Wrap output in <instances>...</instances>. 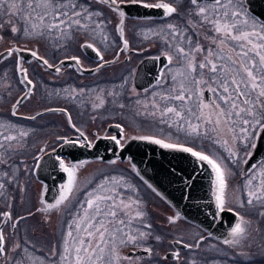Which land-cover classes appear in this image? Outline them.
I'll return each mask as SVG.
<instances>
[{
  "label": "rangeland",
  "instance_id": "obj_1",
  "mask_svg": "<svg viewBox=\"0 0 264 264\" xmlns=\"http://www.w3.org/2000/svg\"><path fill=\"white\" fill-rule=\"evenodd\" d=\"M158 2L163 0L155 4ZM109 9L80 0H0V52L16 44L38 48L51 64L72 55L85 62L84 42L114 53L122 46L117 32L121 18ZM150 20L125 21V37L140 52L134 63H120L110 72L104 70L83 86L73 82V73L63 75L59 82L66 84L64 87L73 91L70 98L78 101L76 106L71 105L77 122L83 128L102 126L100 134L89 133L92 141L108 133V123L116 122L124 125L122 144L134 135H146L185 145L212 159L221 172L222 208L240 214L239 234L223 243L178 217L133 171L129 161L120 160L78 166L73 191L59 208L31 213L40 207L43 191L33 175L35 161L42 154L41 147L48 142L55 145V136L60 134L54 127L58 123L54 114L28 124H15L9 117L24 90L16 74L14 53L0 66L4 92L1 105L6 113L0 119V221L9 208L11 224L16 226L12 235V225L8 229L6 255L0 264H143L144 258L131 257L128 252L146 248L166 253L173 249L176 239L186 242L189 249L178 250V263L165 258L164 264H264V161L242 173L264 127V58L258 76L251 77L252 86L261 88L258 95L247 88L245 96L249 92L252 97L240 101L226 78L213 82V101H208L204 84L187 85L188 70L184 64L175 65L174 49H185L182 37L174 35L168 22L163 25ZM164 51L171 55L166 83L137 91L133 85L137 63L149 54L158 56ZM24 65L36 85L45 73L50 75L36 63ZM228 70L234 69L228 65ZM108 78L113 81L105 83ZM187 93L193 100H186ZM46 107L32 96L19 110L33 114ZM49 123L51 128H47ZM78 201L79 207L73 208Z\"/></svg>",
  "mask_w": 264,
  "mask_h": 264
},
{
  "label": "water",
  "instance_id": "obj_2",
  "mask_svg": "<svg viewBox=\"0 0 264 264\" xmlns=\"http://www.w3.org/2000/svg\"><path fill=\"white\" fill-rule=\"evenodd\" d=\"M99 1V0H96ZM247 0L249 9L264 21V0ZM262 1V2H261ZM107 6L119 14L120 21L117 32L121 39V51L129 49V42L125 37V21L127 18L152 19L161 18L166 14V4L147 3L140 0L117 1L106 0ZM83 52L94 60H101L102 56L91 42L82 44ZM17 56V76L23 86V93L12 105L15 116L28 120H36L49 114H64L70 127L77 133L62 141L54 150L41 154L37 159L33 173L42 183L43 191L40 196V211H53L68 197L74 184L78 166L85 163L99 161L113 163L117 160L129 161L133 171L177 213L178 217L199 226L208 235L227 242L239 234L238 224L240 214L230 208H222L220 199V169L209 157L185 145L168 144L157 138L142 135L132 136L122 144L124 127L120 123H111L107 134L98 136L94 142L73 124L69 111L60 106L46 107L35 111L31 115L18 114L20 106L28 101L34 93L35 83L29 77L24 64L37 62L45 71L57 74L61 68H75L80 75L93 76L100 69L114 63L118 58L104 62L102 65L87 68L80 64L78 57H65L57 64H51L38 49L13 46L0 52V64L13 55ZM168 63L167 56H149L137 66L133 77V85L143 91L152 88L161 78V72ZM81 138V143L78 138ZM45 149H43L44 151ZM68 158L69 166L63 162ZM264 160V127L258 136L253 153L242 168L247 174L255 165ZM72 186V187H71ZM11 214L5 212L0 223V250H4L3 229ZM172 250L165 253V258L175 260L178 250H185L188 244L176 239L172 242ZM147 249L130 250L129 256L149 254Z\"/></svg>",
  "mask_w": 264,
  "mask_h": 264
},
{
  "label": "flooded vegetation",
  "instance_id": "obj_3",
  "mask_svg": "<svg viewBox=\"0 0 264 264\" xmlns=\"http://www.w3.org/2000/svg\"><path fill=\"white\" fill-rule=\"evenodd\" d=\"M80 1L86 3L93 2L95 5L109 8L105 3L106 0H99V1L80 0ZM117 1H122V0H117ZM140 1L155 4L157 0H140ZM256 1L260 2L259 0ZM163 3H165L167 6L166 9H164V13L166 10V14H164V16H162L161 18H152V20L158 21L159 23L162 22L163 25H165L168 22L167 27H170L172 29L174 35L182 37L181 40L183 41V45H184L183 48L185 49H174L173 55L175 58V63H176L175 65L181 67L184 64L185 68L189 72L187 80L185 81L187 85L204 84L206 88L205 96L208 101H213V92H214V88H212L213 82L216 81L224 82V79L226 78H228L227 80L230 83H232L236 91V97H238V99L242 102H245L252 97V95L249 92H248L249 95L245 96L247 88L251 89L253 93L255 94L257 93V95L260 93L261 90L260 87L259 90H256L252 86L251 77L258 76L257 75L258 71L259 70L261 71L262 69V58H264V56H261V49L263 43V50H264V21H262V19L256 13L252 12L249 9V4L247 0H163ZM97 50L102 56L101 60L99 61L92 59L86 54H84L85 62H82V59L76 55H72L68 57H78L80 64L87 68L97 67L102 65L104 62L110 61L116 57L118 58L114 63L107 65L106 67L100 69L95 75H93L96 76L98 73H101L104 70H108L109 72L113 71L114 67L120 63H126V64L134 63L136 61L138 54H140L139 49H134L130 44H129V49H127L126 51L123 50L121 52H120L121 50L120 48L114 49L115 51L114 53L109 52L112 51V49L107 51H105V49H97ZM122 55H124L123 62L121 61ZM162 55L167 56L168 63L163 68L161 72V78L157 84L166 81L167 78L166 68L170 65V60H171L170 59L171 55L169 53H166L164 51L158 54V56H162ZM149 56H155V55L149 54L144 58ZM44 57L48 61H50L49 58H47L46 56ZM144 58H142L137 63L136 68ZM60 60L61 59H59L56 63L53 64H57ZM3 63H1L0 66ZM32 63L38 64L37 62H32ZM228 65L231 66L232 69L234 70L230 72L228 70ZM259 66L260 69L257 71ZM49 73L50 75H49V79H47V83L50 89L53 86L54 82L60 83L59 79L65 74L70 75V73H73L76 76V77L74 76L75 78L73 82H76L78 85H82V86L86 81H89L90 78L93 77V76L80 75L75 68H71L69 66L61 68L57 74L48 72V74ZM213 75L215 76V78L214 77L212 78ZM112 81L113 79L108 78L104 82L111 83ZM34 83L36 88V82L34 81ZM62 84L66 85L64 83ZM156 85H154L152 88H154ZM2 86L3 85H2L1 71H0V119L4 115L6 116V113H3L2 105H1V98L2 95L4 94V92L2 91ZM106 88L107 87H105V89ZM152 88L143 90V92L151 90ZM244 88L245 91L243 90ZM105 91H107V89ZM105 96L108 98L107 92L105 93ZM184 96L187 101L193 100V95H190L189 93H187ZM76 104L77 102L73 103L74 106H76ZM64 108H66L69 111L72 122L76 126V128H78L82 133H84V135L88 138L90 142H94L95 139L92 141L90 139L89 133L91 132L94 136H96V134H100V130L102 126L99 127L97 126L96 128H92V129L90 127L83 128V126H81L75 119L74 113L71 110H69L67 107ZM261 112L258 113L261 114ZM17 113L20 115L21 114L31 115L30 113H22L20 110H18ZM53 114L56 115L55 116L56 118L54 119L58 121V123L54 124V127L60 135L55 136L56 137L55 141L57 142L55 145L49 146L51 142H48L41 147L40 150L42 154L57 148V146L62 142L60 140L61 138L68 139L71 136L77 134L72 129V127H70L66 115L56 114V113ZM9 117L13 120L15 124L16 123L28 124L37 121L43 116L36 120H28L15 116L11 110ZM62 123H64V126H66L65 128L68 129L69 133H67V131H64V126L62 125ZM111 123H116V122H110L108 123V125ZM51 127L52 125L49 123L47 128H51ZM104 133L105 132H103L102 134ZM107 135L111 136L113 134L108 132ZM78 140L81 143H83L80 137L78 138ZM43 149L45 150L43 151ZM69 161L70 160L68 158H63V162L67 166H69ZM36 162L37 160L35 161V165ZM78 183L79 182H77L76 185H78ZM21 188L22 187H20L19 192L21 191ZM71 190L73 191V188ZM10 191H12V189H10ZM36 195L37 194L35 193V196ZM78 204L79 201L77 205H75L73 208H76V206L79 207ZM37 210L38 207H35L31 211V213L35 214ZM7 211H9L10 214L12 212V210H10L9 208L5 210V212ZM12 220L13 218L11 215L10 219L8 220L6 226L3 229L5 253H2V251L0 250V260H2L6 255L5 247L7 244L6 235L8 229L12 225L11 227L12 229L9 231V234L12 235L16 226L15 225L16 223L11 224L13 222ZM141 249H146V248H141ZM188 249H189V245L188 248L183 251H186ZM147 250L150 251L149 254L138 256L145 259L143 264H164V262L166 261L164 251L160 253L159 252L154 253L152 249H147ZM134 256L135 255H133V257ZM178 257H179V253L177 252L175 263H178L179 261ZM180 264H183V262Z\"/></svg>",
  "mask_w": 264,
  "mask_h": 264
},
{
  "label": "trees",
  "instance_id": "obj_4",
  "mask_svg": "<svg viewBox=\"0 0 264 264\" xmlns=\"http://www.w3.org/2000/svg\"><path fill=\"white\" fill-rule=\"evenodd\" d=\"M63 1L68 2L69 0H63ZM25 10L30 11V7L25 6ZM60 10H62V9H60ZM63 11L64 10H62L60 12H63ZM72 16H74V15L72 14L71 18H72ZM43 37H44V35H43ZM53 39H54V37H53ZM24 44H28V43L24 42ZM35 47H36V45H35ZM77 77H79V76H77ZM47 79H49V75H47L45 73V77H44L43 81L36 85L33 97L37 98V100H39L42 103V105L45 104V106H48V107H50V106H63V107H67L69 110L72 111L71 105H73V103H75V102H78L77 100L70 98V97H72L73 91L71 89L65 88L62 83H56V82L53 83V86L50 89L48 86V83H47ZM73 84H71V85H73ZM71 102H73V103L71 104ZM260 214H261V211H260Z\"/></svg>",
  "mask_w": 264,
  "mask_h": 264
}]
</instances>
